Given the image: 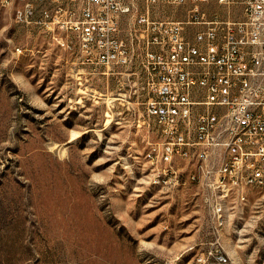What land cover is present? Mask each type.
Instances as JSON below:
<instances>
[{
  "label": "rangeland",
  "instance_id": "obj_1",
  "mask_svg": "<svg viewBox=\"0 0 264 264\" xmlns=\"http://www.w3.org/2000/svg\"><path fill=\"white\" fill-rule=\"evenodd\" d=\"M21 7L0 0V264H193L201 187L153 180L132 68L84 62ZM246 191L224 193L240 212L222 239L232 264H264V185Z\"/></svg>",
  "mask_w": 264,
  "mask_h": 264
},
{
  "label": "built area",
  "instance_id": "obj_2",
  "mask_svg": "<svg viewBox=\"0 0 264 264\" xmlns=\"http://www.w3.org/2000/svg\"><path fill=\"white\" fill-rule=\"evenodd\" d=\"M18 1L21 18L43 24L84 62L132 68L157 135L148 149L153 180L191 174L212 233L197 242L195 264H229L217 189L241 200L247 187L264 185V0ZM156 146L176 149V157L156 158ZM196 159L207 161L208 174ZM239 212L229 204L230 219Z\"/></svg>",
  "mask_w": 264,
  "mask_h": 264
},
{
  "label": "bare ground",
  "instance_id": "obj_3",
  "mask_svg": "<svg viewBox=\"0 0 264 264\" xmlns=\"http://www.w3.org/2000/svg\"><path fill=\"white\" fill-rule=\"evenodd\" d=\"M156 158H166L176 157V149H170V147L159 146L155 151ZM153 170L157 171V163H153ZM196 166L199 169L200 174H208V163L203 159H196ZM165 170L167 171H176V163H165ZM155 180H165V178H155ZM166 180H174V176H167ZM184 180H191V174H184ZM247 197V192L241 194V199ZM226 204L224 203V189H217V216L220 217L219 229L222 234L224 228L228 222V210ZM221 249L224 253V256L228 258L229 264H232V258L230 253L226 250L225 243L222 239L221 241ZM201 251H197L196 253H200ZM177 255V254H176ZM181 258V254H178L173 258V264H176L177 261ZM193 264H195V256L193 258Z\"/></svg>",
  "mask_w": 264,
  "mask_h": 264
}]
</instances>
